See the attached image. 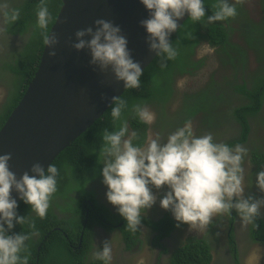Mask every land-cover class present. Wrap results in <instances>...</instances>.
Instances as JSON below:
<instances>
[{
    "label": "clouds",
    "instance_id": "1",
    "mask_svg": "<svg viewBox=\"0 0 264 264\" xmlns=\"http://www.w3.org/2000/svg\"><path fill=\"white\" fill-rule=\"evenodd\" d=\"M140 3L148 11V17L139 21L147 34L148 49L155 55L163 53L167 59L176 56L169 36L177 30L178 20L185 14L192 21L205 18L204 0H140ZM215 8L206 17L209 23L236 15V7L229 0H216ZM0 16L5 23H13L20 16V9L9 0H0ZM50 20L46 0H40L36 27L42 30L48 56L54 57L59 37L49 31ZM74 37L72 48L88 50V64L94 71L110 68L124 88L139 87L143 69L133 58L120 25L97 18L92 25L77 29ZM125 107L123 100L112 104L110 114L114 122L119 121V126L103 130L98 157L103 164L100 173L106 199L116 207L130 230H137L142 214L156 203L157 195L152 188L161 186H166V191L160 196L159 205L171 212L177 226L187 224L189 229H203L215 215L230 214L233 209L245 223L256 219L264 207V196L245 195L242 164L247 153L245 147L218 142L211 133L197 136L188 123L170 132L164 140L157 134L146 146L134 144L136 133L129 134L127 121L121 115ZM132 113L145 124L154 120V114L142 104L133 105ZM10 157L9 152L0 154V264H28V256H21L27 248L28 234L11 232L15 224L27 222L26 216L18 214V201L12 192L44 218L57 191L58 169L52 163L45 168L37 161L30 167L31 175L24 171L18 178L10 170ZM255 186L264 193V169L256 172ZM260 255L252 253L256 261ZM93 256L109 264L112 256L107 240Z\"/></svg>",
    "mask_w": 264,
    "mask_h": 264
},
{
    "label": "trees",
    "instance_id": "2",
    "mask_svg": "<svg viewBox=\"0 0 264 264\" xmlns=\"http://www.w3.org/2000/svg\"><path fill=\"white\" fill-rule=\"evenodd\" d=\"M20 1L21 4L12 5L20 9V16L17 21L7 23V31L24 32L27 34V38L17 52H14L11 57L8 56L1 60L0 79L7 73L11 75V79L7 78L6 80L8 94L0 104V127L20 100L33 77L44 45L42 30L36 27V11L40 0ZM229 2L236 7L234 17H239L238 20L230 17L227 20L207 22L206 17L212 15L216 10V0H204L205 18L200 21H192L190 17H187L171 36L170 42L176 49V56L167 59L163 53L156 55L143 69L139 87L125 88L113 102L125 101L126 107L122 109L121 115L129 124L131 131L136 133V137L133 139L134 144L141 145L143 143L147 125L133 115L132 106L135 104H152L157 108V111L161 112L162 116L179 120L181 124L199 111L203 117H215L213 114L217 111L215 109L228 102L230 98H234L228 94L229 92H224L223 87L217 85L212 75H210L209 87L198 92L195 91L196 96L188 94V97H182L183 94L180 91L176 92L174 83L181 75L203 76L199 70L205 64L207 56L198 57V49L200 50L203 46L215 49V54H220L221 61L226 67L231 64L233 76L242 72L241 83L238 80L234 83V90L243 98L242 103L237 102L236 106L230 107L232 108L231 114L221 111V119L234 120L240 126L239 137L231 145L245 143L248 139L251 130L248 118L263 120L264 113L260 109L262 100H264V66L258 68L255 74L252 73L254 77L251 80H247L244 77L247 73L245 47L242 44L233 43L230 33L238 28L235 26L237 24L245 26L242 43L254 45L255 42H258L257 60H261L264 57V8L261 7L260 18L255 21L246 8L245 0H229ZM46 3L51 14L48 25V29H50L62 2L61 0H46ZM262 4L264 7V0ZM230 50L236 54L233 56ZM179 98L176 112L170 116L166 109L173 99L178 101ZM112 104L90 127L64 147L51 162L57 167L58 175L57 191L53 194L50 204L56 203L55 206L66 214L72 212L69 218H59L50 204L46 216L40 218L29 205L23 201L18 202L17 212L19 215L26 216L27 222L22 225L15 224L11 232L28 234L29 239L25 242L26 251L21 253V256H28V264H85L82 254L90 248L93 220H99L100 216L105 221H111L110 218L116 216L102 203H98L94 191L85 186L89 179L101 174L102 163L99 162L98 156L99 148L103 144V130L105 128L111 130L113 127L119 126V121L114 122L110 114ZM256 141L257 139H251L250 143L253 145H250L252 148H250L249 160L260 171V165L264 163V149ZM56 193L60 194L66 203L56 202ZM251 195L255 196V193ZM228 215L232 221V216ZM142 218L144 217L142 216ZM164 218L166 219L162 220L163 225L159 229L161 234H166L174 225L172 219ZM123 220L124 225L127 226L125 219ZM145 220L149 221V219ZM117 221L111 222L116 223ZM30 224H34L35 228L30 227ZM156 224L159 225L158 222ZM54 227H60L61 230ZM156 227L158 228V226ZM249 228L253 235L264 239V221L259 215L252 223H249ZM127 229L132 231L128 226ZM127 229L124 231L129 235ZM62 231L66 233V236ZM133 232L137 234L139 228ZM80 236L81 246L74 249L70 247L69 241L73 239L77 241ZM210 250L211 246L207 237L189 236L172 254L170 264H209ZM88 264L104 263L101 260H93Z\"/></svg>",
    "mask_w": 264,
    "mask_h": 264
},
{
    "label": "flooded vegetation",
    "instance_id": "3",
    "mask_svg": "<svg viewBox=\"0 0 264 264\" xmlns=\"http://www.w3.org/2000/svg\"><path fill=\"white\" fill-rule=\"evenodd\" d=\"M262 1L263 0H245L246 8L250 11L252 19L255 21L260 18L262 13L261 7L264 8ZM9 2L11 5L21 4L20 0H9ZM233 18L235 20L239 19V17ZM7 26L8 24L5 23L3 17L0 16V64L1 60L8 56L11 57L14 52H17L27 38V34L24 32L17 33L7 31ZM235 26H238V28L230 33L231 41L233 43L242 44L245 47V55L247 58L245 65L247 66V73H245L246 76L244 77L247 80H251L252 77H254L252 73L255 74L258 68L264 66V57L261 60H257V51H259V47L257 48L258 42L254 41V45H244L242 43L245 26H241L240 24ZM208 49L209 52L203 54L206 55L208 59L206 58L205 64L201 67L199 72H201L204 66L209 65L210 67H208L210 69L203 76L183 74L178 77L175 80L176 85L174 83L176 92L180 91L183 94L182 97H188L190 94L191 96H196L197 93L195 91L198 92L199 90L209 87L211 82L210 75H212L217 85L223 87L224 92H229L228 94L232 95L234 98H230L228 102L216 108L215 110L217 111L213 113L215 117H203L202 113L199 111L181 124L179 120L165 118L164 115L162 116L161 112L157 111L154 105L142 104L154 114V120L146 125L145 138L141 146H146L148 141L157 134L160 135L162 140L166 139L170 132L175 131L176 128L183 126L185 123L190 124L193 133L197 136L211 133L213 138L218 142L222 141L230 146L236 145H231V143L239 137L241 131L240 126L234 120L221 119V111L226 114H231L232 108L230 107L236 106L237 102L242 103V96L234 90L235 81L238 80L241 83L240 75L242 72H240L239 75L233 76L231 64H228L226 67L223 61H221L220 54H215V49L213 48ZM230 53L233 56L236 54L232 50H230ZM7 78L11 79L9 73L0 79V90L3 93L0 104L8 94ZM179 80H191V85L185 83L186 86L182 87L177 83ZM180 98L178 101L173 99V102H171L168 109H166L170 116L175 114ZM212 108L214 109L215 107ZM260 111L264 113V100H262ZM213 118L215 119L211 120ZM248 122L251 129L248 139L245 143H240V145L247 149V153L242 162L244 168V184L246 186L245 192L249 189L247 192L248 194L255 193L254 197H261L264 196V193H261L255 186V174L259 170L250 163L249 157L250 148H252L250 145H253L250 143L251 139H257V144L264 149V118L263 120L248 118ZM128 131L129 134L132 132L129 124ZM261 169H264V163L260 165V170ZM85 186L94 191V196L98 203H102L112 214L116 215L110 218L111 221H117L118 217L116 223L108 220L105 221L100 216L99 220H93L90 234V248L82 254L85 259V264L91 263L93 260H98L94 258L93 253L98 251L99 247H102V242L105 240H107L111 248L112 259L109 264H170V258L175 250L184 243L187 237L193 235L197 238H203L204 236L208 238L211 246V259L209 264H264V239L253 235L250 232L249 223L243 222L234 209L231 210L230 213L232 221L228 215L229 213L217 214L207 227L198 232L199 228L189 229L187 224H180L177 226V222L174 220L171 212L161 208L160 205L156 206L154 203L151 208L145 210L142 214V216L145 219H149V221L141 218V223L138 225L139 232L135 234L133 231H129L127 226L124 225V218L116 211V207L107 201L105 196L106 186L102 183L101 174L89 179ZM161 189H166V186H161L160 190ZM155 190L156 188H152L153 192ZM60 196V194L56 193L55 201L60 204L66 203ZM55 204L56 203L50 205L51 208L54 209V212L58 214V217L68 219L72 212L66 214L64 211L59 210ZM259 216L264 221V207L260 209ZM164 217L172 219L174 225L169 230L166 228V230H168L166 234H161L162 232L159 229L163 225L162 220L166 219ZM157 222L159 225L156 224ZM156 226H158V228ZM54 228L61 230L60 227ZM126 229L129 231V235L125 233ZM62 233L66 236L64 231H62ZM81 241L82 239L80 236L77 241H74V239L69 241V245L73 249L79 248L81 246ZM253 248L254 252H259L261 254L258 261L252 256Z\"/></svg>",
    "mask_w": 264,
    "mask_h": 264
},
{
    "label": "water",
    "instance_id": "4",
    "mask_svg": "<svg viewBox=\"0 0 264 264\" xmlns=\"http://www.w3.org/2000/svg\"><path fill=\"white\" fill-rule=\"evenodd\" d=\"M61 2L49 29L59 37L56 55L49 57L48 48L43 45L33 77L0 127V154L11 153L9 167L18 178L24 171L31 175L34 162L46 168L125 90L110 68L103 72L93 70L88 64L87 49L72 48L77 29L92 25L97 18L109 19L120 25L133 58L141 63L142 69L156 56L149 51L147 34L139 23L148 17L140 0ZM186 19L187 14L178 20L177 29ZM12 196L20 201L15 191Z\"/></svg>",
    "mask_w": 264,
    "mask_h": 264
},
{
    "label": "rangeland",
    "instance_id": "5",
    "mask_svg": "<svg viewBox=\"0 0 264 264\" xmlns=\"http://www.w3.org/2000/svg\"><path fill=\"white\" fill-rule=\"evenodd\" d=\"M207 52H209V49L206 47V46H203L202 48H200V50H199V56H202L204 53H207ZM210 61V60H209ZM209 66V65H208ZM208 66H204V68L201 70V73L203 74V75H205L206 74V72L210 69ZM177 83L178 84H180L182 87H185L186 85H185V83H187V84H190L191 85V80H187V81H183V80H179V81H177ZM2 97H3V93H2V91L0 90V99H2ZM166 191V189H161L160 190V188L159 189H156L155 191H154V193H156V195H157V200H156V203H155V205L156 206H159V198H160V196H162L163 195V193ZM248 191H249V189H248ZM248 191H246L245 192V194H247V192ZM262 209V208H261ZM201 229L199 228L198 229V232L200 231ZM196 233H197V230H196ZM252 253H254V248H253V251H252Z\"/></svg>",
    "mask_w": 264,
    "mask_h": 264
},
{
    "label": "bare ground",
    "instance_id": "6",
    "mask_svg": "<svg viewBox=\"0 0 264 264\" xmlns=\"http://www.w3.org/2000/svg\"><path fill=\"white\" fill-rule=\"evenodd\" d=\"M254 238V237H253Z\"/></svg>",
    "mask_w": 264,
    "mask_h": 264
}]
</instances>
